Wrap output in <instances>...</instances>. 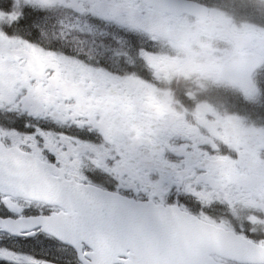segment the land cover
<instances>
[{"label":"flooded vegetation","instance_id":"1","mask_svg":"<svg viewBox=\"0 0 264 264\" xmlns=\"http://www.w3.org/2000/svg\"><path fill=\"white\" fill-rule=\"evenodd\" d=\"M184 1L201 8L190 15L178 13L179 9L138 10L134 5L143 4L141 0H109L120 5L110 8L109 14L127 21L126 26L112 28L111 39L120 41L112 47L121 55L106 67L118 73L115 80L104 75L97 79L77 62L58 59L62 53L79 54L88 41L82 34L87 18L78 20L66 9L47 11L66 28L84 24L81 32L73 33L70 47L53 34L55 22L42 21L34 26L36 33H42L37 36L25 30L5 34L0 29V58L23 50L30 70L54 67L52 78L66 104L94 117L103 130L107 144L100 150L121 153L115 171L127 173V183L140 182L155 192L162 174L184 171L182 161L212 162L220 189L216 195L198 193L206 203L215 201L200 225L221 230L237 243L233 218L257 222L264 218V40L260 37L264 0ZM93 2L57 0L77 11ZM138 21H147V33L136 28ZM44 36L48 43H43ZM87 59L95 63V57ZM254 67L253 87L247 91ZM94 139L100 143L99 137ZM204 256L206 264H221L219 254Z\"/></svg>","mask_w":264,"mask_h":264},{"label":"snow or ice","instance_id":"2","mask_svg":"<svg viewBox=\"0 0 264 264\" xmlns=\"http://www.w3.org/2000/svg\"><path fill=\"white\" fill-rule=\"evenodd\" d=\"M119 6L94 0L77 11L57 0H0V29L37 36L42 33L35 32V25L55 22L53 34L70 47L73 33L84 24L66 28L47 10L86 17L83 51L58 59L77 62L97 79L115 80L118 73L106 67L121 55L112 47L120 43L111 39L112 28L127 21L108 10ZM134 7L150 11L147 0ZM47 51L55 55L54 48ZM89 55L95 63H89ZM54 73V67L30 70L23 50L0 58V264H97L94 248L101 238L114 242L106 264H134L132 250L146 242L161 251L175 248L180 232L198 229L215 203L198 195L218 194L212 162L182 161L184 171L162 174L155 192L140 182L127 183V173L115 171L121 153L100 150L107 144L103 130L94 117L66 104ZM37 188L45 195H36ZM230 223L237 244L219 254L221 264H264V218ZM256 231L261 234H250Z\"/></svg>","mask_w":264,"mask_h":264},{"label":"water","instance_id":"3","mask_svg":"<svg viewBox=\"0 0 264 264\" xmlns=\"http://www.w3.org/2000/svg\"><path fill=\"white\" fill-rule=\"evenodd\" d=\"M147 2L150 4V6L154 8L158 6L167 7L169 9L180 8L183 12L186 13H192L194 10L198 9V6L196 4L184 2L181 0H147ZM146 25V22H142L138 24V27L139 29L147 32L148 30L146 29ZM13 159L14 162H16L15 158ZM35 194L45 195V193L39 188L35 190ZM196 231H200L202 234L207 236H209L211 233L213 237H216L218 240H224V236L217 231L213 232L210 229L197 230L193 228H186L180 232L178 236V243L175 248L161 251L153 248L151 244L147 242L140 247L134 248L132 250L134 264H180L181 261H188L191 262V264H196L193 261H190V259L195 256L197 249L194 248V254L191 255L192 249L186 247L187 245L190 246L191 244L195 246V242L197 244L200 243ZM179 243L184 244L183 249H181L180 251L177 250V246ZM212 243L216 244L217 247L222 248V250H225V244H220L213 241ZM113 245L114 242L106 238H101L97 240L94 248V252L96 254L95 260L97 264H106V261L109 258V254L113 248Z\"/></svg>","mask_w":264,"mask_h":264},{"label":"rangeland","instance_id":"4","mask_svg":"<svg viewBox=\"0 0 264 264\" xmlns=\"http://www.w3.org/2000/svg\"><path fill=\"white\" fill-rule=\"evenodd\" d=\"M262 3H263L262 6H264V1H262ZM255 7L257 8V6H255ZM259 9H260V7H259ZM260 37L264 40V32L260 33ZM12 44L14 45L15 43H12Z\"/></svg>","mask_w":264,"mask_h":264}]
</instances>
